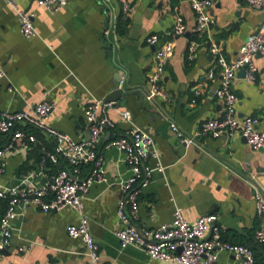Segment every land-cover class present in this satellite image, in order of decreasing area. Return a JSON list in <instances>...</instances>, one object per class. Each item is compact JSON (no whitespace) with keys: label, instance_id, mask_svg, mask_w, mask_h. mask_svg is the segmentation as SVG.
<instances>
[{"label":"crops","instance_id":"obj_1","mask_svg":"<svg viewBox=\"0 0 264 264\" xmlns=\"http://www.w3.org/2000/svg\"><path fill=\"white\" fill-rule=\"evenodd\" d=\"M16 1L21 8L35 11L38 35L26 38L16 11L7 2L0 3V67L6 72L0 78V109L23 110L48 100L53 104L49 123L81 140L89 134L84 117L87 100H108L122 74L120 87L125 89L126 79L131 87L113 101L109 115L116 127L101 137L100 146L138 127L156 142L157 156L149 164L164 167L152 173L139 198L140 225L158 227L169 222L176 207L190 221L215 213L224 239L249 246L256 264H264V242L255 239L259 220L254 197L255 186L264 190V151L254 149L239 132L206 136L187 145L171 129V123H176L192 133L210 117L221 115L224 108L215 95L220 69L208 46L201 45L194 60L187 58L189 44L202 41L190 0H134L128 13H123L119 0H69L55 14L36 0ZM213 1L211 34L224 55L235 59L248 36L264 24V9H252L243 0ZM177 14L184 18L187 31L172 37ZM107 28L111 29L109 36L104 32ZM153 33L174 44L164 76L165 87L173 96L170 103L147 98L155 51L147 38ZM255 61L259 69L256 80L249 81L241 70L234 89L240 99L239 114L257 117L259 129H264V55ZM125 110L131 121L122 115ZM104 155L107 181L93 184L84 197L103 264H178L153 259L136 245H121L116 234L121 227L118 183L131 173L121 150L110 147ZM38 159V149L0 157V164L6 163L0 187L21 183ZM57 171L56 165L49 164L45 173L51 176ZM35 180L42 184L46 176ZM79 221L80 214L71 206L50 212L19 208L12 245L0 264H90L83 240L68 234V227ZM22 246L29 251L21 252ZM233 259L231 253L222 251L218 264H230Z\"/></svg>","mask_w":264,"mask_h":264},{"label":"built area","instance_id":"obj_2","mask_svg":"<svg viewBox=\"0 0 264 264\" xmlns=\"http://www.w3.org/2000/svg\"><path fill=\"white\" fill-rule=\"evenodd\" d=\"M2 1L7 2L16 11L22 34L26 38L36 37L38 31L34 22L35 11L21 8L16 0H0V3ZM36 1L52 14L69 4V0ZM243 1L252 9H264V0ZM119 2L123 13H128L134 0ZM213 2L190 0L202 41L193 40L189 44L187 58L194 60L200 46L203 44L208 46L220 69V85L215 95L223 103V112L204 121L192 133L183 131L176 123H171V129L187 145L195 143L202 137L218 138L239 132L254 149L264 151V129H259L257 117L239 114L240 99L234 89V80L241 70H245L249 81H255L257 78L259 69L255 59L258 55H264V24L248 36L236 58L230 60L224 55L220 42L211 34L214 18L210 9ZM186 31L184 18L177 14L170 36H182ZM104 32L107 36L111 35L110 28ZM147 42L155 46L153 65L148 76L147 98L149 100L159 98L170 103L173 96L165 87L164 76L174 50L173 41L153 33L147 38ZM4 76L6 72L0 67V78ZM114 105L115 102L106 99L87 100L84 117L89 134L81 140L74 139L49 123L53 104L48 100H40L23 110L0 109V157L5 159L7 155L35 149L40 152L36 167L21 183L0 187V204L3 201L8 203L0 219V263L5 251L12 245L13 221L19 214V208L33 207L50 212L71 206L80 214V221L68 227V234L83 240L90 256V264H103L100 246L90 229L84 197L93 184L107 181L105 149L116 147L124 153L131 173L127 179L118 183L117 217L121 227L116 234L123 247L136 245L153 259L174 261L178 264H218L222 251L234 256L230 264H256L254 252L249 246L224 239L223 229L218 224V215L215 213H206L195 221H190L183 209L176 207L171 221L158 227L140 225L139 198L149 185L152 173L155 170H163L164 167L161 165L153 167L149 164V160L157 156L156 142L147 130L138 127L126 130L110 139L104 146H100L101 137L112 133L116 127L115 120L109 115ZM121 113L131 121L129 111ZM31 129L37 130L43 137L40 138ZM61 160L67 161L69 167L61 168L48 176L45 172L49 169V164L57 165ZM5 166L3 160L0 164V173L5 171ZM41 175H45L46 180L38 184L35 179ZM254 197L259 220L255 239L263 243L264 190L255 186ZM19 250L28 252L29 248L22 246Z\"/></svg>","mask_w":264,"mask_h":264},{"label":"water","instance_id":"obj_3","mask_svg":"<svg viewBox=\"0 0 264 264\" xmlns=\"http://www.w3.org/2000/svg\"><path fill=\"white\" fill-rule=\"evenodd\" d=\"M242 71L245 72V70H242ZM122 81H123L122 74H120V76L117 77V81L115 83V87H114L113 91L107 97L108 101H116V100H118L121 96H123L124 92H126L125 89L131 87L130 84H129V80L126 79V81H125L126 87H125V89H122L120 87V84H121Z\"/></svg>","mask_w":264,"mask_h":264},{"label":"trees","instance_id":"obj_4","mask_svg":"<svg viewBox=\"0 0 264 264\" xmlns=\"http://www.w3.org/2000/svg\"><path fill=\"white\" fill-rule=\"evenodd\" d=\"M117 28L121 29V28H122V24H121V25L118 24V27H117ZM31 131L37 133V135H38L40 138L43 137L42 134L39 133L37 130H35V129H31ZM38 154H39V156H40V152H39V150H38ZM56 167H57L58 170H59V169L64 168V167H69V164H68L67 161L61 160V161L56 165ZM7 204H8L7 201H3V202L0 204V219H1L2 215L4 214L6 208H7Z\"/></svg>","mask_w":264,"mask_h":264}]
</instances>
